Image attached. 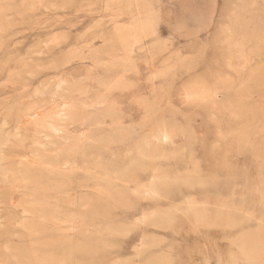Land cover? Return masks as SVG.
Returning a JSON list of instances; mask_svg holds the SVG:
<instances>
[{
  "label": "rangeland",
  "instance_id": "obj_1",
  "mask_svg": "<svg viewBox=\"0 0 264 264\" xmlns=\"http://www.w3.org/2000/svg\"><path fill=\"white\" fill-rule=\"evenodd\" d=\"M0 264H264V0H0Z\"/></svg>",
  "mask_w": 264,
  "mask_h": 264
}]
</instances>
